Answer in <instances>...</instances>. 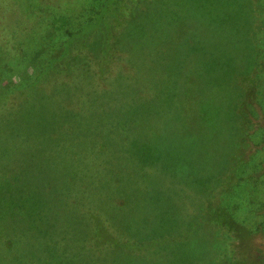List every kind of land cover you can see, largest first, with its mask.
<instances>
[{
    "label": "rangeland",
    "instance_id": "1",
    "mask_svg": "<svg viewBox=\"0 0 264 264\" xmlns=\"http://www.w3.org/2000/svg\"><path fill=\"white\" fill-rule=\"evenodd\" d=\"M101 1L0 0V264H264V0H113L37 78Z\"/></svg>",
    "mask_w": 264,
    "mask_h": 264
},
{
    "label": "trees",
    "instance_id": "2",
    "mask_svg": "<svg viewBox=\"0 0 264 264\" xmlns=\"http://www.w3.org/2000/svg\"><path fill=\"white\" fill-rule=\"evenodd\" d=\"M113 0H102L101 4L99 6V8L93 13V20L81 23L79 25L78 29L75 30H70L67 27H63L62 23L59 24V28L63 29V32L66 34V38L63 40H60L57 44H54L50 49H49V53L51 54V56L46 60L45 65L42 69H40L36 75L37 78L40 79H46V74L49 73V70L51 67H54V63L55 65L58 63L60 64V62L62 64H64L66 67L65 69L62 71V73L65 75L67 74L70 66L69 63L67 62V54L69 52V48H73V42L76 38L78 39H82L84 34H86V32H88L89 30H91L92 28H94L96 25H98L99 23H101L102 25V32L100 33V40L97 44V47L95 48V46L93 45L91 50L89 49L90 53L92 56L95 57V61L94 63H98V64H102L105 62H109L111 64L112 60H111V55H110V30L108 28L109 24L107 21H105V19L103 18L104 15L106 14V11L108 9V7L110 6L111 2ZM63 18L61 17V21L63 22ZM47 38H51L54 36V31L52 29L47 30L46 33ZM196 43V42H195ZM79 45V44H78ZM82 50L84 49L83 44L81 45ZM195 48V45H194ZM195 51V50H194ZM59 61V62H57ZM93 63V64H94ZM109 67V66H108ZM113 68V67H112ZM111 68H108V71L106 72H102L101 74H95V72H89V73H85L84 77H86L87 79H89L90 81H102L103 79L106 80V77L109 75ZM56 70V69H55ZM54 70V71H55ZM54 72H52L53 74ZM117 75H114V77H116ZM67 78V77H65ZM94 78V79H93ZM96 78V79H95ZM89 82V81H88ZM106 84H103L100 82L99 85H95V87L98 89H101L99 86H103ZM104 88V87H102ZM16 96H9L7 97L5 100H3L2 102V108L5 109L6 111H9L10 109H12L11 107L7 106L5 107L6 102L10 103L12 102V106L15 104L16 100L14 99ZM22 97V96H21ZM19 97V98H21ZM11 100V101H9ZM5 111V113H7ZM264 123V122H263ZM106 238L107 240H110L112 242V245H116L119 246L121 245V241L119 242V238L118 236H114L113 234L110 235L109 232L106 231ZM148 246V245H146ZM86 249L92 250L88 245L84 246Z\"/></svg>",
    "mask_w": 264,
    "mask_h": 264
}]
</instances>
